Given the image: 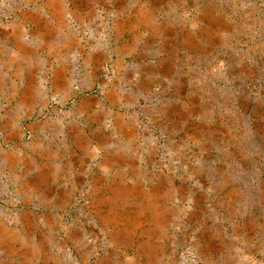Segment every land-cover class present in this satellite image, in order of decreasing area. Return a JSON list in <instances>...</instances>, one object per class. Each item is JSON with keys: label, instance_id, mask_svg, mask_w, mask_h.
Masks as SVG:
<instances>
[{"label": "rangeland", "instance_id": "obj_1", "mask_svg": "<svg viewBox=\"0 0 264 264\" xmlns=\"http://www.w3.org/2000/svg\"><path fill=\"white\" fill-rule=\"evenodd\" d=\"M0 264H264V0H0Z\"/></svg>", "mask_w": 264, "mask_h": 264}, {"label": "water", "instance_id": "obj_2", "mask_svg": "<svg viewBox=\"0 0 264 264\" xmlns=\"http://www.w3.org/2000/svg\"><path fill=\"white\" fill-rule=\"evenodd\" d=\"M163 19H168L167 17H164ZM249 95H251V92L249 93Z\"/></svg>", "mask_w": 264, "mask_h": 264}, {"label": "bare ground", "instance_id": "obj_3", "mask_svg": "<svg viewBox=\"0 0 264 264\" xmlns=\"http://www.w3.org/2000/svg\"><path fill=\"white\" fill-rule=\"evenodd\" d=\"M118 192V191H117ZM125 192V191H124ZM119 193V192H118ZM124 194V193H123Z\"/></svg>", "mask_w": 264, "mask_h": 264}]
</instances>
